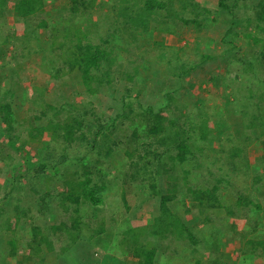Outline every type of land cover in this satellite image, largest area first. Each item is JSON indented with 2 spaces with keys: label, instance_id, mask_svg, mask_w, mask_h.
Segmentation results:
<instances>
[{
  "label": "trees",
  "instance_id": "16d2710c",
  "mask_svg": "<svg viewBox=\"0 0 264 264\" xmlns=\"http://www.w3.org/2000/svg\"><path fill=\"white\" fill-rule=\"evenodd\" d=\"M128 1L121 0L117 7L114 6L113 10H117V17L125 16L132 23L139 22L140 28L146 31L150 29V22L157 21L155 22L157 25L169 27L170 30L168 29L167 32L175 34L173 36L176 37L179 36L176 35L177 31L174 28L177 26L176 24L179 22L189 23V20L182 16L188 7H190L194 22H199L211 14V11L206 7H203L205 13H197L196 0H138V4L141 5L139 8L142 9L139 15L131 18L128 8L123 5V2ZM216 1L217 11L219 10L223 15L227 14L232 21L222 37L221 43L225 45L223 50L224 70L228 73L232 66L231 68L235 71L233 79L229 77L223 81V84L228 90L229 88L232 90L236 84L238 85L236 89L232 90L234 97H227L226 102L228 105L233 104L234 108L239 110L241 115L239 118L240 120L242 118L244 130H247L245 143L260 140L264 148V2L249 6L246 3L248 0ZM53 2L58 3L55 12L59 18L61 14H65L67 17L63 34L59 37L49 35L48 43L46 41L45 45L34 48L39 42V31L49 27L50 17L45 12L42 0H14L10 10L15 21L20 23V32H23L21 49L15 48L16 46L8 40L9 37L0 41V58L10 57L17 62V66L14 68L0 65V99L3 97L5 102L4 104L0 103V140L3 145L0 147L5 150L7 159L2 167H10L14 171V173L10 172V185L16 184L12 181L15 180L13 178L17 172V164H19L16 162L18 160L15 150L21 152L24 148L23 143L16 145L15 142L26 138L40 140L48 129L52 135L51 142H63L64 150L73 148L74 157L72 158L64 152L54 160L55 157L51 151L54 147L51 144L48 145L45 153H37L40 161L37 169L34 170V178L47 167V161L57 166L64 161L74 159L76 164L75 170L64 182V189L57 193L48 190L39 198L41 205L38 212L49 214V203L53 198L59 201L64 212L67 213L70 210L68 227L63 228L55 225L49 232L43 233L39 225H31L29 227L30 236L25 242L29 251L25 259L29 260L31 256H35L41 251L53 252L57 246L60 252H70L74 255V253L77 254L78 247L72 248V246L80 239L83 231L90 232L88 238L91 239H99L105 235L103 219L96 221L93 218H97L98 208L96 206L98 207L102 203L103 192L107 188L104 183L97 184L98 182L93 180L92 176L96 172H93V169L95 170L102 164H112L117 160V157L124 156L125 161L122 166H119L121 167L119 168L121 178L117 182L121 189L117 202L118 207L121 208L120 212L128 213L131 210V203L127 196L135 197L136 191L140 187L139 184L145 182L146 178H153L157 172H160L169 177L170 184L166 186L165 193L160 196L158 215L153 218L152 223L135 225L130 221H125L118 227L117 235L114 238H108L110 251L119 252L126 260L133 261L130 264H160L162 257L172 259L171 264H203L198 256L200 240L196 235L197 231L188 227V223L185 222L181 214H178L177 209L182 207L184 214L189 213L191 209L206 212L205 225L212 224L214 227L213 220L209 219L223 208L218 199V186L216 185L222 181V178L217 177L214 179V183H209L206 186L193 187L194 179L201 178L203 174L195 171L193 167H184L187 156L193 157V153L187 144L188 139L184 134L183 126L185 124L188 126L192 121L187 120L188 117L179 116L176 122L178 127L172 126L170 129H165L161 124L162 115L159 110L155 111L153 105L154 101L158 102L156 96H159L164 100L161 103L167 113H174L186 108L185 102L189 98L192 85L184 83L183 77L189 71L195 70L201 62L210 60L213 56L203 54L201 62L190 60L185 62L181 61L176 54L166 56L160 53L158 60L164 67L163 72L154 74H157L159 78V83L156 82V85L163 87L164 90H158L157 95L152 93L153 98L138 101L131 92L135 86L147 87L148 76L145 72L143 73L145 69L142 62H137V58L130 59L134 55V51L131 52L129 58L126 57V61L129 62V64L126 62L128 66L126 67L114 55L108 42L91 43L83 29V23L88 16H92L91 11L99 0H53ZM174 2L178 4L177 7H174ZM7 3L8 0H0V19L5 15V11L9 10ZM157 18L159 20H155ZM224 22L228 21L224 20ZM242 26L247 27L248 31L241 32L239 28ZM240 33L243 38L242 45H238ZM137 40L136 34L132 33L131 42L134 43L135 50L138 48ZM7 45L12 48V51H8V53L5 51ZM116 47L118 48V45ZM197 50H200L198 46L193 48V51ZM34 57L40 59L41 71L48 74L47 81L55 85V94L61 92V95H64V92L67 91L70 93L68 96H71L75 86H79L81 91L93 97H97L102 90L110 97L118 93L116 86L123 82V90L119 96L122 113L112 117L103 112H97L93 102L101 104L100 98H90L84 103L65 101L59 106L53 104V101L48 103L46 101L48 99L45 100L41 94L39 85L27 87L23 82H19V77L25 71L24 68L34 63ZM132 61L133 63H131ZM209 80L216 81L218 85L222 83H218L216 77L211 75ZM227 81L228 83H225ZM184 84L187 85L184 86ZM26 89L28 92H25ZM16 92L22 94V103L25 98H32L36 93L35 106H29L25 110H19L20 105H16L21 102H15L13 106L9 102L12 101ZM161 103H158V107ZM63 111L67 113V116L61 117ZM126 111L134 116L133 122L127 128L129 135L121 134L120 126H118L119 119L126 116ZM198 114L200 113L198 112ZM222 114L218 116H222ZM198 116L199 125L203 127L208 116ZM174 128L178 129L174 130ZM204 131L205 127L201 129V135L205 134ZM84 149L85 154L81 157L78 156ZM229 149L235 148L230 147ZM239 152L236 150L235 154L238 155ZM229 155L234 156V153L230 152ZM21 157L22 160L27 158L23 155ZM92 157L95 159L91 160ZM2 158L3 155H0V161ZM260 169L262 168L256 167L253 170V184L260 181L261 174H258ZM67 172L64 168L63 174L66 175ZM209 174L211 173L209 172ZM212 174L214 175V173ZM97 177L99 178L98 175ZM3 182L5 183V181ZM11 188L2 197L6 202L3 205L0 204V213L9 214L10 211L6 209V205H8L12 207V213L16 220L31 219V207H23L14 203V198L11 197L8 200V197L13 195L11 190L14 187ZM179 191L184 192L188 204L180 205L177 202ZM144 202V199L139 203L135 201V205L140 206ZM233 203L236 207H241L245 213H248L247 210L250 206L256 210L261 208L258 203H254L250 194L238 195ZM82 206L92 208V211L83 218L79 216ZM117 216L119 215L114 214L110 219L116 222L118 221ZM251 218L252 227L237 238L238 241L245 243L238 246L241 254L263 257L264 226L257 228L259 224L256 222V217L252 216ZM0 224L2 223L0 222ZM8 233L12 235L4 240V245L13 256L16 255V248L21 243L20 234L18 230H11ZM199 233L205 235V229L203 228ZM51 235L54 236L51 238ZM209 236H213L214 241L216 240L215 234ZM213 244L214 250H216V243ZM215 253H218V256L214 255V261L208 260L206 264H221V253L218 251ZM111 258L120 262L115 256Z\"/></svg>",
  "mask_w": 264,
  "mask_h": 264
},
{
  "label": "rangeland",
  "instance_id": "374dc122",
  "mask_svg": "<svg viewBox=\"0 0 264 264\" xmlns=\"http://www.w3.org/2000/svg\"><path fill=\"white\" fill-rule=\"evenodd\" d=\"M13 1L14 0H8L7 9L9 10H6L5 15L0 19V41L9 37L8 40L16 46L15 48L20 50L23 32H20V23L18 24L15 21L10 10ZM120 1L121 0H99L91 11L92 16H88L83 23V29L91 43L103 44V42H108V46L112 49L114 55H116L119 60H121L120 62L126 67H128L126 62L129 64V62L126 61V57L129 58L131 52L134 51V55L131 56L130 59L134 60V58H137V62H142L145 69L143 73L145 72L148 76L146 81L147 87H143L142 85L135 86L131 92L137 97L138 101L153 98L152 93L157 95L159 93L158 90H164L163 87H158V84L156 85L159 78L157 74H154L155 72H163L162 69L164 67L161 66L158 60L160 58V53L166 56L176 54L181 61L185 62L189 60L192 62H201L203 60L201 55L203 54L213 56L210 60L201 62L195 70L189 71L183 77L184 83L187 82L192 85L190 86L188 84L191 88V93L189 98L186 99V108H182L180 111L174 113H167L165 107L161 103L164 100L159 96H156L158 102L157 100L154 101L155 104L153 107L155 111L159 110V113L162 115L161 124L165 129H170L172 126L178 127L176 122L179 116L188 117L186 119H190V122L192 121L188 126L186 124L183 126L184 134L187 135L188 139L187 144L193 153V157L187 156L184 167H193L195 171L203 174L201 178L196 177L194 179L192 182L193 187L206 186L209 183H214L213 181L215 178H222V181L216 185L218 186V199L223 208L209 219L210 221L213 220L215 224L213 227L212 224L205 225L204 223V221L207 220L206 212H199L197 209H191L189 213L184 214L182 207L179 209L174 207L179 212L178 214H181L185 222L188 223V227L197 231L196 235L200 240V251L198 256L203 264H206L208 260H210V262L214 261V255L216 254V257L218 256V253H215V251L221 253V264H264V256L252 257L241 254L239 246H242V244L244 245L245 242L237 240L241 233L252 227V216L256 217V222L259 224L257 228L259 226H264V148L260 140H252L249 141V143H245V133H247V130H244L242 118L241 120L239 118L241 116L239 110L234 108L233 104L228 105V102H226L227 97H234L232 90L236 89L238 85L236 84L232 90L231 88L228 90L225 88V84H223L225 79L229 77L233 79L235 71L231 68L232 66L229 68L228 73L224 70L223 50L225 45L221 43L222 37L231 25L232 21L230 17L227 14L223 15L219 10L217 11L216 0H196L197 13H205L203 7H206L211 11V14L207 18L201 19L199 22H194L192 14L190 13V7H188L182 16L189 20V23L183 24L179 22L176 24L177 26L174 27L178 33H176V35L180 36L176 37L173 36L175 34L167 32L168 29L170 30L169 27L157 25L155 23L157 21L150 22V29L146 31L140 28L141 24L139 22L132 23L128 21L125 16L117 17V10L114 9V11L113 8L114 6L117 7ZM262 1L264 2V0H248L246 3L249 6H255ZM42 2L45 7V12L50 17V25L48 28L39 31V42L36 43L37 45L34 48L40 47L43 44L45 45L46 41L48 43L49 35L59 37L63 34V27L67 24L66 15L61 14L59 18V15L55 12L58 3L55 4L53 0H42ZM174 3V7H177L178 4ZM123 5L128 8V14H130L131 18L139 15L142 9L139 8L141 5L138 4V0H129L126 3L123 2ZM155 20L159 19L157 18ZM224 20L228 22H224ZM239 30L241 32H247L248 28L242 26ZM132 33L136 34L138 39V48H136V50L134 48V43L131 42ZM57 42H59L58 39ZM127 42L129 43L127 44ZM242 44L243 38L242 33H240L238 45ZM116 45H118V48ZM197 46L200 50L193 51V48ZM5 51L6 53L12 51L11 46L7 45ZM34 58V63L24 68L25 74L22 73L19 77V82H23L27 87L39 85V88L41 87L39 90L41 94H43L45 100L48 99L46 100L48 103L53 101V104L59 106L65 101L84 103V101L90 98H100L101 104L93 102L96 105L97 112H103L112 117L118 113H122V104L119 101V96L120 92L123 90V82H120V84L116 86L118 93L110 97L107 96L103 90L97 97H93L81 91L79 86H75L71 96H68L70 93L67 91L64 92V95H61V92H59L60 94H55V85L47 81L48 74L40 69V59L37 57ZM131 63H133V61ZM0 65L8 66L7 68H14L17 66V62L13 61L10 57H3L0 58ZM210 75L216 77L218 83H222L218 85L216 81L209 80ZM225 83H228V81ZM255 83L258 84L257 81H255ZM185 85L187 84H184V86ZM25 92H28L27 89ZM35 94L32 98H25L24 103H22V94L16 92L12 101L9 103L13 105L15 102H21L20 104H16L20 105V107H18L20 108L19 110H25V108L29 106L34 107L36 104ZM133 101H135V99H133ZM0 103H5L3 97L0 99ZM158 103H161L159 107ZM134 105L135 103L133 106ZM198 112L200 114H198ZM221 113H223L222 116H218ZM125 114V117L119 119L118 126H120L121 134L129 135L127 128L131 125V122H133L134 116L128 111H126ZM197 114L208 116L203 126L205 127V134L203 135H201V129L203 127L199 125V116ZM65 116H67V113L63 111L61 117ZM107 121L108 118L106 119V122ZM43 122L44 120L42 123ZM177 129L178 128H174V130ZM51 140L52 135L50 129H48L43 133L40 140H30L26 138L21 139L19 142H15L16 145L23 143L24 148L21 152L15 150L16 159L18 160L16 162L19 164H17V172L13 178L15 180L12 181L16 182V184L13 185H10L9 180L11 181L10 172L14 173V171H12L10 167H2L7 159L5 158V150L0 147V155H3L0 161V204L3 205V203L6 202L2 197L5 193H8L9 189H12L11 187L13 186L14 188L11 190L13 195L9 196L8 200L10 197L14 198V203L23 207H31L30 209L32 211L31 219L21 220L15 219L11 206L6 205V209L10 211L9 214H5L4 212L0 213V222L2 223L0 224V264L133 263L131 260H126L119 252L110 251V244L107 240L117 235L119 231L118 227L125 221H130L135 225L151 224L153 218L158 215L159 199L160 196L165 193L166 186L170 184V179L160 172H157L156 176L150 179H147L145 176L146 180L139 184L140 187L136 191V196H127L131 203V210L128 213L120 212L121 208L118 207L117 202L121 189L118 187L117 182L121 178L119 175V168L121 167L119 166L123 165L125 161L124 156L117 157V160L113 161L112 164H102L96 167L95 170L93 169V172L96 171L92 176L93 180L98 182L97 184L104 183L107 188L103 192L102 203L99 204L98 207L96 206V208H98L97 218H93L96 221H98L97 219H103L105 235H102L99 239H91L88 238L91 233L83 231L80 239L72 246V248L78 247V250H76L77 254L74 253V255L70 252H60L57 246L54 248L53 252L41 251L35 256H31L29 260L25 259L29 252L25 242L30 236L29 227L31 225H39L42 232L46 233L51 230L52 226L56 225L64 228L68 227L70 223L69 216L71 211L69 210L67 213L64 212L56 198L50 200L49 214L42 213L41 211L38 212L41 205L39 201L40 196L48 190L57 193L64 189V182L70 176L69 174L76 168L74 159L64 161L57 166L47 161V167L34 178V170L37 169L40 161L37 153H45L48 145L50 146L51 144L54 147V149L51 150L55 157L53 158L54 160L64 152L68 153L72 158L74 157L73 148L64 150L62 147L64 145L63 142L55 143L58 141H53L52 143ZM44 142L46 143L45 145L41 144ZM0 145H2L1 140ZM230 147L235 149L230 150ZM236 150H239L240 154L236 155ZM85 152V149L81 150L78 156H83ZM230 152H233L234 156H230ZM22 155L24 157L27 156V158L22 160ZM94 159L95 157L91 158V160ZM256 167L262 168L258 173L259 175L261 174L260 181L253 184V170ZM64 168L68 171L66 175L63 174ZM209 172L211 174H209ZM212 173H214V175ZM3 181H5V183ZM183 193L184 192L179 191L177 194V202L180 205L184 203L188 204V200ZM241 194L244 196L250 194L254 203H258L261 208L256 210L250 206L247 210L248 213H245L241 207H236L233 202L237 199V196ZM143 199L145 202L142 205H135V201L139 203ZM91 209L92 208L89 206L80 207L79 216L83 218L92 211ZM114 214L119 215L117 216L118 221L115 220L116 222L110 219ZM209 226H211V228H208ZM203 228L205 229V235L199 233ZM11 230L19 231L21 241L16 248V255L13 256L7 251V246L4 245V240H7L8 237L12 235L8 233ZM211 234L216 235L215 241L213 236H209ZM53 236L54 235H51V238ZM214 242L217 246L216 250H214ZM113 256L119 259L120 262H116L112 259L111 257ZM171 263L172 259L164 257H162L160 261V264Z\"/></svg>",
  "mask_w": 264,
  "mask_h": 264
},
{
  "label": "crops",
  "instance_id": "0c3cea01",
  "mask_svg": "<svg viewBox=\"0 0 264 264\" xmlns=\"http://www.w3.org/2000/svg\"><path fill=\"white\" fill-rule=\"evenodd\" d=\"M44 139H45V138H44ZM41 144H44V145H45L46 143L44 142V143H41ZM39 145H40V144H39ZM222 259H223V258H222ZM222 262H223V260H222Z\"/></svg>",
  "mask_w": 264,
  "mask_h": 264
}]
</instances>
